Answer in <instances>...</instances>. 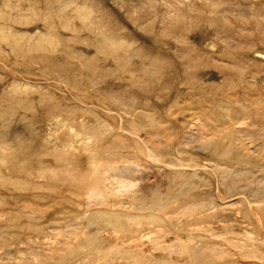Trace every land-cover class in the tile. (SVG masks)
Segmentation results:
<instances>
[{
    "label": "rangeland",
    "instance_id": "obj_1",
    "mask_svg": "<svg viewBox=\"0 0 264 264\" xmlns=\"http://www.w3.org/2000/svg\"><path fill=\"white\" fill-rule=\"evenodd\" d=\"M0 264H264V0H0Z\"/></svg>",
    "mask_w": 264,
    "mask_h": 264
},
{
    "label": "bare ground",
    "instance_id": "obj_2",
    "mask_svg": "<svg viewBox=\"0 0 264 264\" xmlns=\"http://www.w3.org/2000/svg\"><path fill=\"white\" fill-rule=\"evenodd\" d=\"M104 42V41H103ZM108 164V165H107ZM104 167L102 166V170H103V176L105 175V174H115L116 176L118 175V174H120V172H122V171H126V172H131L132 171V167L131 166H123V167H119V166H112L111 164H109V163H107ZM101 171V170H100ZM101 175V176H102ZM102 176V178L104 179V177ZM98 177V176H97ZM119 177V176H118ZM104 181V180H103ZM112 181V176H110L109 178H105V182H111ZM97 182H98V180H97ZM105 182H103L104 184H105ZM93 184H94V182H93ZM97 184V183H96ZM97 186V185H96ZM100 187V186H99ZM90 189V188H89ZM98 189V188H97ZM96 189V190H97ZM92 190V189H91ZM101 190V189H100ZM98 191V190H97ZM92 193V195H100L99 193H97L96 191H92L91 192ZM115 225V224H114Z\"/></svg>",
    "mask_w": 264,
    "mask_h": 264
}]
</instances>
